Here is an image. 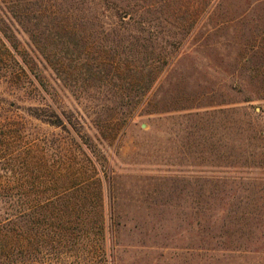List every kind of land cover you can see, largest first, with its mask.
Instances as JSON below:
<instances>
[{"label":"rangeland","instance_id":"374dc122","mask_svg":"<svg viewBox=\"0 0 264 264\" xmlns=\"http://www.w3.org/2000/svg\"><path fill=\"white\" fill-rule=\"evenodd\" d=\"M91 1L0 0V22L46 83L41 91L28 78L26 88L0 84V111L50 104L82 115L97 163L87 174L102 182L103 208L81 213L86 227L48 229L20 259L264 264V181L225 180H264V150L255 149L264 147V0H110L111 19L88 21L83 35L111 53L67 51L57 17L70 6L96 13L105 2ZM80 56L96 58L93 76ZM45 57L82 62L64 83ZM162 57L158 72L153 60Z\"/></svg>","mask_w":264,"mask_h":264},{"label":"trees","instance_id":"16d2710c","mask_svg":"<svg viewBox=\"0 0 264 264\" xmlns=\"http://www.w3.org/2000/svg\"><path fill=\"white\" fill-rule=\"evenodd\" d=\"M110 4V0H105L96 13L90 8L82 11L70 6L65 15L57 17L63 18L55 26L58 29L55 35L60 39L57 42L71 52L90 49L100 54L111 53L110 49L97 46L101 43L98 36L95 38L92 33L88 37L83 35L84 25L88 26L89 22L97 21L103 25L104 19H111ZM52 19L57 22L56 17ZM19 43L14 30L0 22V84L26 88L21 81L28 78L29 83L41 91L46 83L35 72L33 62L20 54ZM85 58L82 59L87 66L85 70L93 76L97 60L94 57ZM45 61L64 83L67 77L64 81L63 74L68 76L69 70L75 72L77 67L73 63L82 62L71 57H45ZM153 61L160 63L158 72L168 63L165 57ZM141 69L145 70L146 66ZM24 81L26 86L27 79ZM154 81H150L148 87ZM10 106L23 113L14 111L10 115L0 111V114L3 113L0 115V244L5 249L0 264H27L20 258L29 260L33 247L45 243L46 230L51 229L54 234L60 235L87 226L88 219L81 213L103 208L102 182L96 177L97 173L94 176L87 174L97 171V163L92 155L91 129H87L82 115L57 111L50 104L19 107L18 103H10ZM3 108L0 107V110ZM45 127L59 129L60 133L55 135ZM117 135L114 133L112 138ZM256 136L259 134L256 133ZM255 149L263 151L264 147L259 145ZM225 180L234 181L231 183L242 181L241 184L264 181L243 178ZM93 188L97 189L96 201L89 203L87 200L94 194L90 192ZM99 221L102 225V220ZM61 240L56 242L61 243Z\"/></svg>","mask_w":264,"mask_h":264}]
</instances>
